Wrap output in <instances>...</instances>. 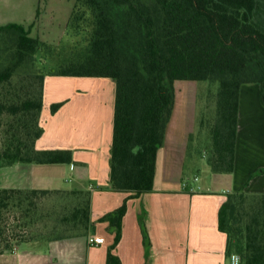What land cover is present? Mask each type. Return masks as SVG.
I'll return each mask as SVG.
<instances>
[{
    "label": "trees",
    "instance_id": "1",
    "mask_svg": "<svg viewBox=\"0 0 264 264\" xmlns=\"http://www.w3.org/2000/svg\"><path fill=\"white\" fill-rule=\"evenodd\" d=\"M66 32L74 42L60 49L22 25L0 27V167L72 162L70 151L35 150L43 132V81L58 76L115 83L112 190L130 198L152 191L175 81L218 84L209 98L215 111L207 122V164L213 174L234 172L241 86L257 84L264 106V0H76ZM38 54L54 65L40 70ZM61 105H51L50 112ZM49 199L58 205L46 209ZM126 203L97 221L114 234L106 264H121L114 249ZM93 226L87 191L0 189V254L25 241L86 235ZM218 229L239 264H264V194H229L218 211Z\"/></svg>",
    "mask_w": 264,
    "mask_h": 264
},
{
    "label": "crops",
    "instance_id": "2",
    "mask_svg": "<svg viewBox=\"0 0 264 264\" xmlns=\"http://www.w3.org/2000/svg\"><path fill=\"white\" fill-rule=\"evenodd\" d=\"M40 0H0V27L22 25L30 36ZM115 83L109 78L46 76L36 151H70L69 164L17 163L0 167V189L87 191L90 220L86 235L25 241L0 254V264H106L114 234L104 215L126 203L114 254L121 264H232L218 211L233 193L264 194V106L257 84L239 92L234 172L213 174L199 184L183 179L191 130L175 132L171 121L156 155L153 189L131 193L110 187V154ZM62 103L52 114L51 105ZM178 112V111H177ZM145 230L149 247L144 245ZM102 240L90 246L88 239ZM231 253V255H230ZM238 256V255H237ZM239 257V256H238Z\"/></svg>",
    "mask_w": 264,
    "mask_h": 264
},
{
    "label": "rangeland",
    "instance_id": "3",
    "mask_svg": "<svg viewBox=\"0 0 264 264\" xmlns=\"http://www.w3.org/2000/svg\"><path fill=\"white\" fill-rule=\"evenodd\" d=\"M75 2L76 0H40L31 37L60 49L73 44L74 39L66 32V24ZM36 57V65L42 71L54 65L52 60L41 57L39 54ZM173 88L176 114L171 121V127H177L175 132L179 134L186 129L192 131L188 140V155L183 179L190 184L193 183L194 178H197L200 184L206 181L208 175H211L207 164V155L211 147L210 128L207 122L214 115V103H210L209 98L218 92V84L206 81H175ZM202 120L204 124H201ZM44 204L46 209L52 205H58L52 199L45 200Z\"/></svg>",
    "mask_w": 264,
    "mask_h": 264
},
{
    "label": "built area",
    "instance_id": "4",
    "mask_svg": "<svg viewBox=\"0 0 264 264\" xmlns=\"http://www.w3.org/2000/svg\"><path fill=\"white\" fill-rule=\"evenodd\" d=\"M102 243V240H98V239H94V238H89L88 239V244L90 246H98ZM12 251H15V249L13 248ZM230 260L232 262V264H239L240 263V259L237 255L233 254L230 257Z\"/></svg>",
    "mask_w": 264,
    "mask_h": 264
}]
</instances>
